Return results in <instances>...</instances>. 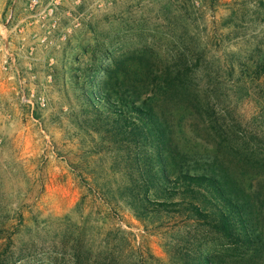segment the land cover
Here are the masks:
<instances>
[{"label": "rangeland", "instance_id": "obj_1", "mask_svg": "<svg viewBox=\"0 0 264 264\" xmlns=\"http://www.w3.org/2000/svg\"><path fill=\"white\" fill-rule=\"evenodd\" d=\"M39 1L31 12V0H10L0 19L6 264H181L196 252L240 264L205 227L134 217L122 198L132 169L81 127L79 87L103 82L109 67L184 78L182 99L158 95L174 148L192 168L223 163L264 199L260 0H60L46 19L51 0ZM136 76L130 91L152 96L153 78Z\"/></svg>", "mask_w": 264, "mask_h": 264}, {"label": "trees", "instance_id": "obj_2", "mask_svg": "<svg viewBox=\"0 0 264 264\" xmlns=\"http://www.w3.org/2000/svg\"><path fill=\"white\" fill-rule=\"evenodd\" d=\"M259 7L264 13V0ZM255 67L264 73V58ZM116 68L104 70L103 82L87 80L79 87L85 116L80 125L125 154L132 173L122 198L134 217L141 223L168 218L196 224L226 242L230 256L240 264L263 260L264 199L247 189L223 163L204 170L192 168L187 156L173 146L165 113L158 109V95L182 99L188 95L184 78L145 70L132 76ZM138 73L153 78L156 91L152 96L143 99L142 94L136 97L130 91L129 81ZM222 263L198 252L181 259V264ZM0 264H6L1 254Z\"/></svg>", "mask_w": 264, "mask_h": 264}, {"label": "built area", "instance_id": "obj_3", "mask_svg": "<svg viewBox=\"0 0 264 264\" xmlns=\"http://www.w3.org/2000/svg\"><path fill=\"white\" fill-rule=\"evenodd\" d=\"M59 5H60V0H51V2L45 7L44 11L41 14L46 13L49 10L48 15L44 16V18L46 19V18H48V16L52 17L54 10ZM28 8L30 9L31 12H34L36 10L43 9V3L39 0H31ZM36 17H37V15H36ZM7 21H10V18ZM34 38H36V36ZM45 42H46V38L42 39V43H45Z\"/></svg>", "mask_w": 264, "mask_h": 264}, {"label": "crops", "instance_id": "obj_4", "mask_svg": "<svg viewBox=\"0 0 264 264\" xmlns=\"http://www.w3.org/2000/svg\"><path fill=\"white\" fill-rule=\"evenodd\" d=\"M9 3H10V0H0V19L2 17L3 11L8 7ZM13 4H15V1Z\"/></svg>", "mask_w": 264, "mask_h": 264}]
</instances>
